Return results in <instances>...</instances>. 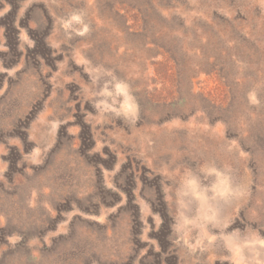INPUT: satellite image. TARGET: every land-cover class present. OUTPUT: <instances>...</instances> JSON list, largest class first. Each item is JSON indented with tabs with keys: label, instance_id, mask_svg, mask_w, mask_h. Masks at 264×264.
<instances>
[{
	"label": "rangeland",
	"instance_id": "rangeland-1",
	"mask_svg": "<svg viewBox=\"0 0 264 264\" xmlns=\"http://www.w3.org/2000/svg\"><path fill=\"white\" fill-rule=\"evenodd\" d=\"M0 264H264V0H0Z\"/></svg>",
	"mask_w": 264,
	"mask_h": 264
}]
</instances>
